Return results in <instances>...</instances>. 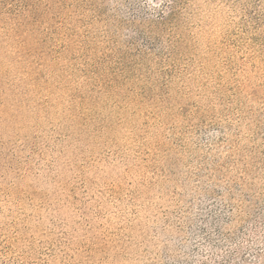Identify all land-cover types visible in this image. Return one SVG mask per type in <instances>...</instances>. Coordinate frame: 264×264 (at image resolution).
Here are the masks:
<instances>
[{"label":"rangeland","instance_id":"374dc122","mask_svg":"<svg viewBox=\"0 0 264 264\" xmlns=\"http://www.w3.org/2000/svg\"><path fill=\"white\" fill-rule=\"evenodd\" d=\"M0 264H264V0H0Z\"/></svg>","mask_w":264,"mask_h":264}]
</instances>
